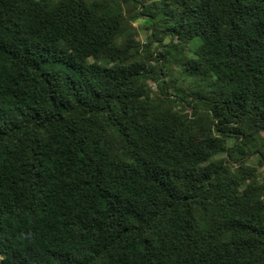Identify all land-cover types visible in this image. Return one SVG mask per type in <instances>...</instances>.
I'll use <instances>...</instances> for the list:
<instances>
[{
  "label": "trees",
  "instance_id": "16d2710c",
  "mask_svg": "<svg viewBox=\"0 0 264 264\" xmlns=\"http://www.w3.org/2000/svg\"><path fill=\"white\" fill-rule=\"evenodd\" d=\"M262 168L264 0H0V264H264Z\"/></svg>",
  "mask_w": 264,
  "mask_h": 264
},
{
  "label": "rangeland",
  "instance_id": "374dc122",
  "mask_svg": "<svg viewBox=\"0 0 264 264\" xmlns=\"http://www.w3.org/2000/svg\"><path fill=\"white\" fill-rule=\"evenodd\" d=\"M133 24L138 29V37L137 38L141 41L144 40L146 32L143 30V25H144L143 21L137 20ZM151 84H152V88L155 89V84L154 83H151ZM220 156H222V155H220ZM260 174H261V176H264V168H262L260 170Z\"/></svg>",
  "mask_w": 264,
  "mask_h": 264
}]
</instances>
